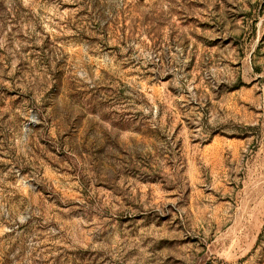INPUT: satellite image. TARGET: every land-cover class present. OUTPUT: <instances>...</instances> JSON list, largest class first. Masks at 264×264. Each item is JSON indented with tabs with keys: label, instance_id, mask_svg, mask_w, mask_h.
Returning <instances> with one entry per match:
<instances>
[{
	"label": "rangeland",
	"instance_id": "obj_1",
	"mask_svg": "<svg viewBox=\"0 0 264 264\" xmlns=\"http://www.w3.org/2000/svg\"><path fill=\"white\" fill-rule=\"evenodd\" d=\"M0 264H264V0H0Z\"/></svg>",
	"mask_w": 264,
	"mask_h": 264
}]
</instances>
